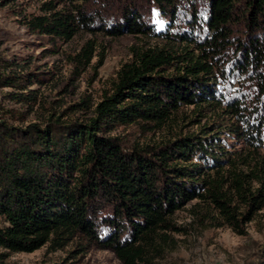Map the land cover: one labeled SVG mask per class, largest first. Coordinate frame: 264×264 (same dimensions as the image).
<instances>
[{
  "label": "trees",
  "instance_id": "1",
  "mask_svg": "<svg viewBox=\"0 0 264 264\" xmlns=\"http://www.w3.org/2000/svg\"><path fill=\"white\" fill-rule=\"evenodd\" d=\"M67 1L73 9H57L49 1L42 13L25 17L24 26L53 42L70 40L80 30L109 36L154 33L142 13L147 1L169 21L162 37L183 47L133 50L117 71L111 94L97 103L87 123L51 114L44 126L19 127L9 122L22 113L0 108V247L12 252L45 245L56 249L79 233L111 249L123 264H153L152 255L168 239L166 231L175 228L172 215L196 198L209 200L240 233L230 193L248 205L247 213L262 209L264 163L238 164L212 134L178 137L170 151L148 156L147 147L131 151L120 136L99 133L131 124L161 128L182 105L220 107L215 70L221 60L263 93L264 0H96L101 7L96 13L88 0ZM186 10L189 20L178 27ZM236 24L247 31L241 38L235 37ZM234 42L238 56L219 60ZM94 50L88 39L73 57L76 69L90 62ZM103 60L102 52L95 67ZM13 64L0 52V87L16 88L7 95L16 102L35 104V91L29 89L33 80L4 73ZM238 108L230 103L223 112L238 115ZM244 136L252 145L258 142L249 131Z\"/></svg>",
  "mask_w": 264,
  "mask_h": 264
},
{
  "label": "rangeland",
  "instance_id": "2",
  "mask_svg": "<svg viewBox=\"0 0 264 264\" xmlns=\"http://www.w3.org/2000/svg\"><path fill=\"white\" fill-rule=\"evenodd\" d=\"M49 1H53L57 9H73L67 0H0V52L14 63L4 73L25 78L28 75L27 79L33 80L29 89L36 94V103L27 105L7 96L16 88L0 87V108L22 113L18 120H10L9 124L14 126L24 127L30 123L44 126L51 114L60 116L61 121L87 123L97 103L104 95L111 94L117 71L132 58L133 50L183 47L177 41L162 37L169 21L153 2L147 1L143 3L142 13L154 26V33L109 36L100 31L80 30L70 40L53 42L46 36L31 33L23 23L30 14L42 13L41 7ZM87 3L93 13L101 8L97 7L96 0ZM200 8L197 7L199 14ZM184 12L182 19L178 17V27L183 28L184 22L189 20V10ZM232 27L235 37L241 38L247 32L243 24ZM88 39L95 45L93 57L87 65L76 69L73 57ZM235 47V42L229 44V49L217 56L219 60L231 55L236 58ZM102 52L103 63L95 67ZM218 65L216 96L220 107L182 105L161 128L131 124L99 134L120 136L131 151L147 147L148 156L170 151L178 137L212 134L221 138L226 156L234 158L238 164L242 160L263 164L264 92L259 93L246 75L233 73L230 62L221 60ZM230 103L239 105L238 115L223 112ZM76 104L80 106L75 107ZM245 130L258 137L255 145L245 138ZM253 185L256 187L257 183ZM230 196L237 209L240 233L225 222L209 200H190L172 215L175 228L166 231L168 239L161 242V251L152 255L153 264H261L264 261V207L247 213L248 205L234 193ZM249 216L251 219L247 220ZM0 253L5 254L2 264H123L111 249L102 248L79 233L60 248L50 249L45 245L32 252H12L0 247Z\"/></svg>",
  "mask_w": 264,
  "mask_h": 264
}]
</instances>
